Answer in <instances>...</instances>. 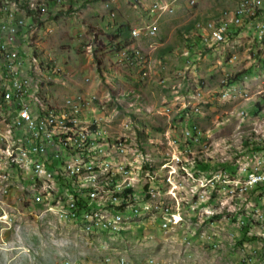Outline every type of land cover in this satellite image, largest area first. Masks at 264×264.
Returning <instances> with one entry per match:
<instances>
[{"label": "rangeland", "instance_id": "374dc122", "mask_svg": "<svg viewBox=\"0 0 264 264\" xmlns=\"http://www.w3.org/2000/svg\"><path fill=\"white\" fill-rule=\"evenodd\" d=\"M11 1L16 15L41 16L30 26L26 14L20 39L22 50L42 58L35 72L45 76L40 97L63 104L79 95L101 117L86 119L117 135L131 133V142L145 148L140 161L149 159L134 176L154 180L156 188L143 190L140 199L169 204L179 225L162 229L155 207H149L125 212L123 230L103 232L82 216L68 219L63 207L50 209L45 197L37 200L29 170L11 165L12 175L0 180V264H136L146 258L155 264H264V181L246 182L255 174L249 171L264 164V38L241 27L228 46L206 47L196 29L233 0H168L172 11L155 12L156 34L144 31L136 42L138 63L128 55L121 59L124 46L113 33L115 20L142 28L153 20L141 3ZM47 62L59 71V81L50 82ZM173 154L182 158L174 189L166 172ZM214 173L221 177H206Z\"/></svg>", "mask_w": 264, "mask_h": 264}, {"label": "built area", "instance_id": "2783aa9c", "mask_svg": "<svg viewBox=\"0 0 264 264\" xmlns=\"http://www.w3.org/2000/svg\"><path fill=\"white\" fill-rule=\"evenodd\" d=\"M0 0V43H7V51H0V88H8V95H0V140L1 128H10L13 134V141H21V146H25V155L20 161H13V166L17 168H24L29 170L33 183H43L44 180L39 179V162H50L51 171L57 175V182L60 183L62 189L63 200L51 201L49 197H45L49 208L52 209L54 205H61L63 207L71 208V215L82 216L84 215V208L93 206H102L97 204L95 198V190L97 184L106 183L101 178L95 176V170L91 173V182H79L78 180H70L65 174V165L62 164V157L66 156L69 152L90 153L91 146H98V149L105 150L111 144H119L120 153H124L126 144L123 138L112 132V130H85L76 136V143L74 149H67L63 145V138H56V131H63L67 134V129L60 126L56 130L48 129V121L53 117H61L63 120H74L78 117H99L94 114V108L90 105L89 100H82L81 96H74V102H65L63 100V113H56L54 111L53 117L43 116V106L49 104V97L45 102H37L36 94L39 89L40 80L45 76H38L33 72L32 60L36 57H31L30 48L22 50L20 48V39L25 33L27 21L26 14L29 15L30 26L41 16H35L32 13L25 15H16L13 12L1 9ZM133 2L141 3V7L148 10L152 15L153 20L148 25L158 26V16L155 15V8L157 6H165L166 12L172 11L168 0H130ZM195 1V0H192ZM244 30H254L260 33V41L264 38V0H242V10L239 17H234L230 23L212 24L209 20L205 26L196 27L198 38L204 46L219 45L226 39H231L236 34L241 33L240 28ZM133 34H135V41L142 38L144 30H141V25L132 26ZM213 35H220V42H213ZM196 46H199L197 44ZM141 53H135L133 62L139 58ZM47 68V74H54V81H59L56 78L57 72ZM91 108V111L88 110ZM66 109H73V116H66ZM101 119V117H99ZM132 120H130V125ZM199 131V130H198ZM197 131V132H198ZM189 132V131H188ZM2 141V140H1ZM3 142V141H2ZM140 147H139V146ZM134 142V149H140L144 153L143 148L139 143ZM12 151V149H11ZM174 164L168 167L166 172H171L172 189H174V182L172 180L173 173H176V167L180 158L179 154H173ZM124 176H127V182L131 184H140V191H133V197L129 199V209L132 212L133 202H139V196L142 195L143 190H155L154 180L141 181L139 176H132V170H124L121 168ZM243 169V168H242ZM80 174H84L81 168L77 169ZM196 172H203L199 168L194 169ZM244 170H247L244 168ZM235 173L232 170H225V172ZM255 180H248L247 183L256 184L264 181V164L261 168L254 171ZM142 173V172H141ZM0 174V180H1ZM236 175H240L239 173ZM209 178L221 177L218 173L206 175ZM93 183V190L91 191L90 198L82 197L83 184ZM170 190V189H169ZM264 190V187H263ZM199 193V191L197 192ZM34 197L37 200L42 198V191H34ZM108 198V197H105ZM200 201L203 200L200 198ZM145 203H140V210H143ZM115 215V214H114ZM155 216L159 217V224L164 230H172L179 225V222L171 218V207L169 204L155 205ZM102 228L109 225V218H102L96 224ZM110 264L109 261H106ZM156 260L137 261L136 264H155ZM119 264H128L126 260L119 261Z\"/></svg>", "mask_w": 264, "mask_h": 264}, {"label": "bare ground", "instance_id": "6f19581e", "mask_svg": "<svg viewBox=\"0 0 264 264\" xmlns=\"http://www.w3.org/2000/svg\"><path fill=\"white\" fill-rule=\"evenodd\" d=\"M58 1H60V0H58ZM105 2H106V0H105ZM13 4L14 3L11 0H4L1 2V9H6V10L13 12L14 14H17V13H15V11L17 9L15 10ZM111 4H112V2H111ZM41 5H43V4L39 3V5H38L39 8ZM110 7H112V6H110ZM165 10H166L165 6H157L155 8V12L160 11L161 13H163ZM241 10H242V0H233V6H231L230 8H225L222 11L220 10V14H218L217 16H215L213 18L207 19L205 23L198 21L196 23V27L205 26L209 20H212V24L230 23L233 21L234 17H239ZM110 12H111L110 13L111 18H115L116 17V11L111 10ZM156 15H158V14H156ZM142 27H144V26H142ZM142 27H141V30H144L146 32V34H149V35L156 34V31L158 28V26H156V25H148V24L145 26V28H142ZM130 32H131L130 38H129L130 42L128 43L127 46H124L120 50H122L121 51V59H123L124 57H126L128 55V56H130L128 58H131L129 60H131L133 62V56L135 55V53H141V49H140V47H138V44L136 43L137 41H135V34H133L132 27L130 29ZM233 37H235V36H233ZM231 39H226V40L222 41L220 44H227V46H228V44H231L230 43ZM213 42H220V35H213ZM0 51H7V43H0ZM141 55H142V53L139 55V58H136L137 63H138L137 60H141V57H142ZM31 57H36V59L32 60V63L35 65L34 68H32V69H33V72H36L39 69L38 64H40L39 61H42V58L39 56V54L37 52L32 53ZM47 65H48V67H52V69L54 68V66L53 65L50 66V64L48 62H47ZM38 74H40V73H38ZM41 74H43V73H41ZM47 75H49V74H47ZM51 75H53V74H51ZM52 79L50 80V82L51 81L54 82V79L53 80ZM45 83H47V82H45ZM39 86H41V84H39ZM0 95H8V88H0ZM51 97L52 96H50V98ZM52 98H54V97H52ZM67 99H68V97H67ZM73 99L69 98L66 102H74ZM36 101L37 102H45V98L40 97L39 90L37 91V94H36ZM51 102H52V100H51ZM54 111H56V113H63V104L62 103L56 104L55 102H54V104H50V101H49V104L43 106V116H45V117H53ZM66 116H73V109H66ZM94 121L95 120L92 121V120L86 119V117H78L74 120H63V118H61V117H53L48 121V129L49 130H56L60 126H62L63 129H67L68 130L67 134H63V131H56V138H63V145L67 149H74V143H76V136H74V134H80L81 132H83L85 130H95V129L104 130V129H101L102 127H100L101 123H96ZM101 122H103V121H101ZM117 133L119 136H121L123 138V141L126 144V148H125L124 153H120L119 144H111V146L105 150L98 149V146H91L90 153L78 154V152H69L66 156L62 157V164L65 165V174H66V176L69 177L70 180H78L79 179V182H91V173H92V170H95V176L103 179L106 182V183L97 184V190H95L96 202H97V204H102V206H93V207L84 208V215H82V217L87 220L86 222H90L91 224H97L98 221L101 219V217L102 218H109V225H106L101 230H103V232L106 231V232H112V233L119 232L125 228L122 223H123V218L125 217L124 214L129 209V199L128 198L133 197V191L137 190V189H135L136 184H131V183L127 182V176H124V172L118 167L121 166V168H124V170H132V176H134V171H136L137 169L139 171L143 167V164H145L149 161V159H148V161H144V162L140 161L139 156L141 154L145 155L146 153L145 152L142 153V151L140 149H134L133 148L134 142L133 141L131 142V140H132L131 133L130 134H127V133L121 134L119 131ZM136 133H137V130H136ZM137 134H135V135H137ZM1 140L3 142H1L2 145L0 146V174H2L1 177L6 178L8 180V178L11 174V172L8 171V167L11 165L13 166V161H20V159L25 155V146H21V141H13V134H12V131L10 128H1ZM11 149H12V151H11ZM130 154L133 155L132 158L129 157ZM132 155H130V156H132ZM79 168H81V171L84 174H80V171L77 170ZM39 170H40L39 179L44 180L45 183H44V190H43V183H32V184L38 185V187L36 188L37 189L36 191H42V197H49L51 199V201H62L63 200V193L62 194L59 193L60 192L59 191L60 183L57 182V175L51 171V163L50 162H39ZM136 174H137V172H136ZM251 175L252 176L249 180H255V174H251ZM149 176H150V174H149ZM237 183H239V182H237ZM133 187H134V189H133ZM92 190H93V183L83 184L82 197L83 198H90ZM199 193H202V192H199ZM105 197H108V198H105ZM140 198H142V197L139 196V202H133V204H132V213L133 214H137L136 212H138L140 210V203L146 204V205H144V208L142 210L143 212L147 211V209L149 207H151V209H152L155 207V205H158L156 203H154V205L152 204V202L155 201V200H153V198H150L148 200H146V197H143V199H140ZM59 207H63V206L54 205L52 208H59ZM63 208L66 209V215L65 216L68 219L76 217V215H71V208L70 207H63ZM123 215H124V217H123ZM177 217L179 218L180 216L177 215ZM70 221H71V219H70ZM77 221H78V219H77ZM85 228H87V227H85ZM124 260L125 259H123L122 261H124ZM149 260L150 259L146 258V259H142L140 261H149Z\"/></svg>", "mask_w": 264, "mask_h": 264}, {"label": "trees", "instance_id": "16d2710c", "mask_svg": "<svg viewBox=\"0 0 264 264\" xmlns=\"http://www.w3.org/2000/svg\"><path fill=\"white\" fill-rule=\"evenodd\" d=\"M115 19H116V17H115ZM114 22L116 23V29H115V32L113 33V35L115 37H118L119 36V40L120 41H119V44L118 45L121 48V47L125 46L126 44H128L130 42L129 41V37H130V29H131L132 25H130L129 23H120V24H118L116 22V20ZM122 39H125V42H127V43L123 42V44H122V42H121ZM134 65H139V64L136 63ZM241 73L242 72L237 73L235 75V77H233L230 81L237 80L238 76H240ZM103 264H107V262L105 261V262H103Z\"/></svg>", "mask_w": 264, "mask_h": 264}, {"label": "crops", "instance_id": "0c3cea01", "mask_svg": "<svg viewBox=\"0 0 264 264\" xmlns=\"http://www.w3.org/2000/svg\"><path fill=\"white\" fill-rule=\"evenodd\" d=\"M132 26H134V25H132Z\"/></svg>", "mask_w": 264, "mask_h": 264}]
</instances>
